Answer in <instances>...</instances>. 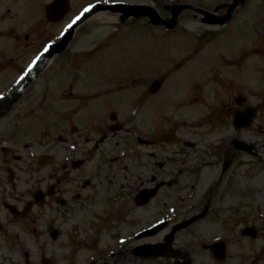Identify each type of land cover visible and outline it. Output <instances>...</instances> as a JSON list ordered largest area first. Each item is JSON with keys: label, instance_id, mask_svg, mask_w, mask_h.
I'll use <instances>...</instances> for the list:
<instances>
[{"label": "flooded vegetation", "instance_id": "1", "mask_svg": "<svg viewBox=\"0 0 264 264\" xmlns=\"http://www.w3.org/2000/svg\"><path fill=\"white\" fill-rule=\"evenodd\" d=\"M20 1V14L13 15L10 7L4 8L0 14V25H4L0 28V79L11 78L17 82L15 86H5L0 90V264H32L34 258L30 257L25 245L36 240L45 242L52 239L54 233L57 240L64 239V249L75 255L86 251L89 255L98 256L99 261L107 255L114 258L122 255V264H137L142 260L134 255L135 247L140 245L135 231L141 228L143 216L152 218L154 223L151 226L166 222L167 227L147 242L158 244L163 242L175 224L176 203L189 205L192 202L193 208H201L202 204L209 206V202H204L205 197L195 195V191L192 199L190 196L187 198L185 194L190 193V189L185 188V183L190 176H200L208 168L206 152L212 130H207L206 125L218 124V120L220 125L231 122L232 110L239 107L237 98L244 92L235 91L233 100L227 98L222 103L223 111L202 114L196 146L176 144L175 141L171 145L161 144L162 147L152 148V153L144 151L133 156L123 151L131 131L126 129L122 135V78L119 93L114 95L121 111L119 118L113 114L106 120L93 116L85 121L78 120L80 101L86 99L98 108L103 103L97 113L107 112L111 101L104 104L110 100L103 88L105 84L91 85L85 94H80L76 85L79 80L75 79L76 89H67L66 93L57 91V131L48 135L42 118L46 116L48 106H52L49 104L52 94L48 88L50 75L46 76V70L38 69L27 78L22 91L18 90L32 56L39 54L45 45L43 42L35 50L37 47L30 45V41L38 33H45L47 25L53 23L47 10L54 0L49 3L46 0ZM110 15L115 17L117 13ZM5 38L7 40H3ZM69 48L57 56L56 61L67 54ZM33 49L34 54L25 61ZM64 65L65 62H58L54 71L58 77L65 70ZM143 92L140 90L137 97L136 112L140 126V115L147 104ZM192 103L199 101L193 99ZM243 104L242 109L250 105L248 100ZM212 119L216 121L212 122ZM112 126L119 127L121 132L108 133ZM174 127L179 129L180 125L174 124ZM166 128L175 131V128ZM182 131L187 135L186 129ZM234 133L235 138L243 133L247 143L254 137L252 129L235 130ZM230 140L231 137H220L214 143L217 148H213L217 150L213 153V160L221 158L227 161L222 171L224 179L233 167L238 169L240 155L247 158L245 170H252L254 160V154L236 153ZM198 146L200 154L188 153ZM46 156L50 158L41 160ZM134 165L137 168H133ZM228 181L222 180L223 183ZM136 186L139 191L159 188L154 199L139 208L134 200H126L125 193ZM123 238L126 241L122 245L115 244L122 242ZM112 243L117 247L115 252L110 250ZM180 246H185V243L176 241L173 244V247ZM47 252L42 248L31 250L32 255L40 257L41 264L48 262L43 259ZM119 260L113 264H118ZM164 261L172 262L170 259Z\"/></svg>", "mask_w": 264, "mask_h": 264}, {"label": "rangeland", "instance_id": "2", "mask_svg": "<svg viewBox=\"0 0 264 264\" xmlns=\"http://www.w3.org/2000/svg\"><path fill=\"white\" fill-rule=\"evenodd\" d=\"M14 1L1 0L0 14L6 7L13 9V15L20 14L21 1ZM50 1L46 0V3ZM92 1L94 0H71L70 12L62 20L48 24L45 33L36 32L38 34L31 39L30 45L37 47L35 50L39 49L40 45L45 41L48 42L71 15L81 6ZM219 1L224 0H122L130 4L153 6L164 18L170 17V12L164 9L170 4L190 3L194 7L212 12ZM108 13L86 20L82 27L74 32L68 53L58 59L59 63L65 62V70L59 74V77L54 72L58 62L50 66L48 88L52 92L49 103L52 106H48L46 116L42 118L47 134L57 131L58 90L66 93L67 89L74 90L78 87L80 94H85L91 85L105 84L104 86L110 89L117 83L120 84L122 78V124L137 128L138 116H135L133 100L140 90L146 88L149 90L153 78H158L163 82L161 90L151 98L148 97L150 94L147 90V104L144 113L140 115L143 128L151 130L173 128V120L175 121L179 116L187 115V118L200 119L202 113L219 111L221 104L227 98L233 100L235 91L240 86L244 87L245 91L251 90L248 98L260 114L255 124L253 140L255 144L258 143L256 152L261 154L262 159L255 158L252 170L245 171L246 158L239 157L238 169L233 167L223 180L229 179V181L222 184L218 177L220 171L218 164L222 161L209 163L211 167L203 171V176L199 178L200 183L196 184V188L199 189L197 196H204V202H209L208 216L189 228L185 235L189 234L186 236V240L190 241L188 253L193 254L192 259L195 264H215L209 258L208 252L197 248L200 239L202 242L218 239L227 241L228 257L222 264H250L248 254L256 256L255 264H264V168L262 166L264 163V0H248L243 6L236 7L231 21L223 27L205 26L201 21L202 15L184 11L172 32H167L162 27L156 28L153 33L149 32L143 27L148 23L147 18H131L122 23V27L114 30L107 23L101 24L103 20L99 19L103 15L107 18ZM3 26L0 25V28L2 29ZM35 50H30L31 55L25 58V61L31 58ZM179 63L182 64L177 69L176 65ZM134 77L139 79L136 81ZM75 79L79 80L77 87H75ZM11 80V78L0 79V90L5 86H12L15 81ZM199 80L202 85L203 81L206 84L203 94L198 98L199 103L187 109L172 108L173 103L183 101L189 94L191 85ZM109 103L111 107H115L118 98L104 102L106 105ZM102 104L100 103L101 108H98L93 107V104L88 103L86 99L80 101L78 120L85 121L90 117L102 115L103 113H97L102 109ZM112 110L118 115L121 114L117 110ZM108 114L109 112L104 118H107ZM214 125L212 129L207 127V130H212L211 139L231 137L230 122L220 126L218 120V125ZM181 139L193 140V137L183 135L176 137L177 141ZM137 152L141 150L137 149ZM224 161L227 162L225 159ZM239 170L247 174L242 176L238 173ZM125 193L126 199L133 197L130 195V190H126ZM203 207L202 204L199 210L179 208L177 215L180 217L176 215L175 222L195 215V212L203 210ZM151 221L150 216H143L141 227L149 226ZM247 226H254L259 230L260 236L257 240L240 238L241 230ZM259 238L262 240L259 241ZM63 242L64 240H58L50 244L46 255L51 264H83L84 261L90 260L85 252L80 255H75L69 250L67 252L62 248ZM162 264L166 263L162 262Z\"/></svg>", "mask_w": 264, "mask_h": 264}, {"label": "water", "instance_id": "3", "mask_svg": "<svg viewBox=\"0 0 264 264\" xmlns=\"http://www.w3.org/2000/svg\"><path fill=\"white\" fill-rule=\"evenodd\" d=\"M237 2H244L245 0H236ZM236 2V3H237ZM124 10H125V15L123 16V19L128 17V15H134L136 17H139L141 16L142 14H147L149 15L151 18H152V21L155 22V23H167L169 28H172L176 25V22H177V18H178V15L180 14V12L185 8L184 6H175L173 7V18L168 20L167 22H163L162 20H160L158 18V15L156 14V12L150 8H146V7H130V6H123L122 7ZM230 19V14L226 17H223V18H220L219 20H212L211 22L212 23H219V24H224L226 23L228 20ZM208 21H210L208 19ZM70 35H67V37L64 39V43L62 45H57L53 48V51L51 53V55H53L54 53L56 52H61L63 51L65 45L67 44V42L69 41L70 39ZM62 46V47H61ZM238 118V115L236 114V119ZM193 221V220H192ZM191 222H187L185 223L184 225H181L180 228H183L187 225H189ZM154 252V255H160L159 253L161 252H157L156 250H153ZM152 253V251H151ZM153 254V253H152Z\"/></svg>", "mask_w": 264, "mask_h": 264}, {"label": "snow or ice", "instance_id": "4", "mask_svg": "<svg viewBox=\"0 0 264 264\" xmlns=\"http://www.w3.org/2000/svg\"><path fill=\"white\" fill-rule=\"evenodd\" d=\"M89 8H91V5H89ZM89 8H86L84 11L87 12ZM77 19H79V17H77Z\"/></svg>", "mask_w": 264, "mask_h": 264}, {"label": "bare ground", "instance_id": "5", "mask_svg": "<svg viewBox=\"0 0 264 264\" xmlns=\"http://www.w3.org/2000/svg\"><path fill=\"white\" fill-rule=\"evenodd\" d=\"M86 18V17H85Z\"/></svg>", "mask_w": 264, "mask_h": 264}]
</instances>
